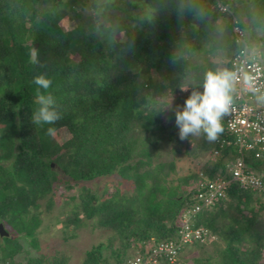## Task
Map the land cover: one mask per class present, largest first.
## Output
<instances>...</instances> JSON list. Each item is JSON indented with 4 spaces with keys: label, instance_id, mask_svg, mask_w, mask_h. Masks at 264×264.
Wrapping results in <instances>:
<instances>
[{
    "label": "trees",
    "instance_id": "trees-1",
    "mask_svg": "<svg viewBox=\"0 0 264 264\" xmlns=\"http://www.w3.org/2000/svg\"><path fill=\"white\" fill-rule=\"evenodd\" d=\"M120 1L117 9H130L128 0ZM143 1L152 14L130 16L110 47L93 17L64 29L71 13L83 17L79 0H0V162L12 159L9 166L0 163V223L10 233L0 237V264H68L65 252L30 254L22 241L40 250L41 201L48 198L51 209L57 183L64 187L65 233L75 236L89 222L110 232L81 264H125L141 243L175 238L180 215L196 202L200 173L228 177L240 156L235 145H217L216 155L214 142L201 136L198 157L182 165L186 173L175 160H156L167 142L178 158L189 143L179 139L174 111L163 109L171 102L183 107L190 94L181 89L191 73L202 89L206 73L218 71L203 65V56L222 54V71L230 72L238 46L234 18L264 59V0H222L231 14H221L215 0ZM32 47L44 67L29 63ZM39 74L53 81L48 92L62 118L52 125L32 123ZM222 123L221 135L228 136ZM246 162L264 178V156L251 153ZM112 175L118 182L110 180L102 192L91 185ZM191 223L214 238L184 246L177 264H264V193L233 183L226 198ZM22 252L25 262L17 259Z\"/></svg>",
    "mask_w": 264,
    "mask_h": 264
},
{
    "label": "built area",
    "instance_id": "built-area-1",
    "mask_svg": "<svg viewBox=\"0 0 264 264\" xmlns=\"http://www.w3.org/2000/svg\"><path fill=\"white\" fill-rule=\"evenodd\" d=\"M221 14H231L228 4L215 0ZM233 39L238 45L230 58V72L236 76L232 91L231 115L224 118L225 132L214 142L213 151L220 154V148L235 145L240 156L229 165V176L218 175L206 178L200 173L196 202L180 215L177 236L173 239L141 243V249L133 254L125 264H177L184 246L195 241L204 242L210 231L204 227H194L192 219L201 210L212 208L227 197L233 183L247 191L264 193V178L256 175L246 162L251 153L256 158L264 156V59L249 48L245 32L233 19ZM232 137V139H228ZM213 237V235H212ZM143 248V249H142Z\"/></svg>",
    "mask_w": 264,
    "mask_h": 264
},
{
    "label": "rangeland",
    "instance_id": "rangeland-1",
    "mask_svg": "<svg viewBox=\"0 0 264 264\" xmlns=\"http://www.w3.org/2000/svg\"><path fill=\"white\" fill-rule=\"evenodd\" d=\"M80 5L78 6V10L83 13L82 18L75 17L73 13L69 15V17L65 18L62 21L65 30H69L74 27L75 22L81 20H87L89 17H93L96 21L102 22V25H98L96 29H100L99 33L96 31L98 35L104 40L107 46L112 47L116 40L120 38L122 27L124 23H126L127 19L130 16H135L137 14H148L149 16L152 14L151 8L145 4L143 0H128L125 2L129 4L130 9H117L123 6V3L119 0H79ZM135 7V8H134ZM111 34H115V41L109 42V38ZM199 57V56H196ZM195 60H198V58ZM74 58V57H73ZM193 58V59H194ZM192 59V60H193ZM203 65H207L209 68H215L218 71H222V66L225 65L226 60L222 54L217 53H207L202 58ZM187 86H184V89H188L185 93L193 90L202 91V89H198L197 85L201 82L197 81L194 78V74L191 73L189 77L186 78ZM197 137H190L189 143L181 145L182 154L180 157H176L174 153H172V143L167 142L161 147V152L156 157L157 161H172L175 160V164L177 167L185 164V167L189 165V163L193 162L195 158L198 157L197 148ZM187 149L191 151V153L185 154ZM210 150L213 149L214 144H210ZM196 150V151H195ZM209 150V149H208ZM181 153V152H180ZM12 162L11 160H2L0 163L5 166H9ZM198 167V166H197ZM53 168L57 171H62L59 166L53 163ZM182 174L186 173L185 168L182 166ZM112 180L114 182H118L119 178L116 175H112L109 177H102L93 182L91 185L98 191L102 192L104 190L105 185ZM58 190L54 195L53 206L51 209L47 208L48 198L43 199L41 201V218L42 223L38 229V238L40 250L35 247H31L29 244V239L22 238L23 244L30 252V254L41 255L43 253L51 254L56 251L65 252L69 255L70 259L68 264H81L85 253L92 248L94 245H98L99 243L106 241L110 232L107 230H102L98 228H94L92 223L89 222V225L86 227H82L77 230L75 236H69L65 233L64 227L61 223L62 213L64 212L65 206V198L61 195V192L64 191V187L60 186V183H57ZM28 253L22 252L17 256V259L25 262L26 256ZM192 255V254H191Z\"/></svg>",
    "mask_w": 264,
    "mask_h": 264
},
{
    "label": "clouds",
    "instance_id": "clouds-1",
    "mask_svg": "<svg viewBox=\"0 0 264 264\" xmlns=\"http://www.w3.org/2000/svg\"><path fill=\"white\" fill-rule=\"evenodd\" d=\"M96 31L99 33L100 29H96ZM115 39V34H111L109 42H114ZM133 44L134 42H129V49L133 47ZM29 63L44 67L40 60L38 48H31ZM235 81L236 76L232 72L208 71L204 78L202 91H191L190 95L185 99L182 108H173L171 102L163 109V111H174L175 124L178 127V136L181 141L190 137L201 136L210 143L218 140L224 131L223 119L231 115L232 91ZM34 83L37 85L35 103L38 107L32 113V123L36 125L55 124L62 117L60 112L57 111L54 96L48 92L53 83L52 79L45 74H39L34 77ZM181 90L188 91L186 88ZM47 133L49 136L54 137L56 130L53 127H49ZM208 238H214V236L212 237L211 235Z\"/></svg>",
    "mask_w": 264,
    "mask_h": 264
},
{
    "label": "water",
    "instance_id": "water-1",
    "mask_svg": "<svg viewBox=\"0 0 264 264\" xmlns=\"http://www.w3.org/2000/svg\"><path fill=\"white\" fill-rule=\"evenodd\" d=\"M10 236V233L5 229L4 225L0 223V237Z\"/></svg>",
    "mask_w": 264,
    "mask_h": 264
}]
</instances>
